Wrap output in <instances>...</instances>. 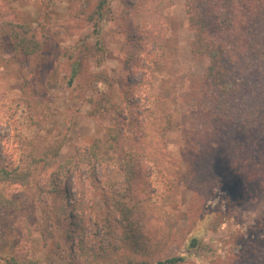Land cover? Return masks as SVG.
<instances>
[{
	"label": "rangeland",
	"instance_id": "obj_1",
	"mask_svg": "<svg viewBox=\"0 0 264 264\" xmlns=\"http://www.w3.org/2000/svg\"><path fill=\"white\" fill-rule=\"evenodd\" d=\"M99 1L0 0L3 164L26 166L56 143L52 173L118 134L94 174L73 160L71 200L47 193L41 168L30 185L6 188L17 208H0L2 254L36 264H264V0H221L215 13L214 0H193L206 36L223 39L222 67L240 85L230 99L207 80L209 57L194 53L200 26L187 0H111L101 16ZM123 205L134 211L126 223Z\"/></svg>",
	"mask_w": 264,
	"mask_h": 264
},
{
	"label": "trees",
	"instance_id": "obj_2",
	"mask_svg": "<svg viewBox=\"0 0 264 264\" xmlns=\"http://www.w3.org/2000/svg\"><path fill=\"white\" fill-rule=\"evenodd\" d=\"M111 0H100L97 6V14L101 16V11H103L108 3ZM221 0H214L213 5L211 6V12L215 13L218 11L219 3ZM188 3V19L189 23L192 27H197L198 25L200 26V31L196 28V41H195V46H194V53L196 54H202V55H207L209 57V62L210 65L208 67L207 71V80L211 81L212 84L215 86L214 89L217 91H220L221 94L225 96V99H230L233 94H235L239 88V84H236L234 81V75L230 74L228 70L222 67L221 62H223V58L227 57L226 51H224V46H222L220 43H223V39L219 38L218 35L214 36L213 32L210 33V35H213V39H209L206 36V31L204 30L203 24H202V15L200 14L199 11V3L197 1L193 0H187ZM230 4V3H229ZM127 12L129 9H132V6L129 4L127 5ZM199 8V9H198ZM248 8V9H247ZM244 12L245 14H252L256 12V7H253L252 9L249 8V5L244 6ZM194 13L191 14V11ZM228 12V11H227ZM237 11H234L233 14H235ZM130 13V12H128ZM228 14V13H225ZM233 18V17H231ZM130 25L133 28H136L133 20L130 19ZM2 24V23H0ZM4 25V24H2ZM11 29L8 31L11 33V31H15L18 28L16 25H10L8 24ZM217 26V24L214 25V27ZM1 27V25H0ZM213 28V27H212ZM229 27H220L219 33L224 35L226 34L225 32ZM2 29V28H1ZM22 29V28H21ZM7 32V33H8ZM209 34V33H208ZM218 38L217 43L215 40ZM129 41L137 45V41H139V37L137 35H132L130 38H128ZM152 44H154L156 51L158 53V60L156 61L157 64H162L163 61V56H164V47H163V42L159 41L157 42L156 40L153 42L151 41ZM18 47L23 48V50H26L27 48L24 47L23 41L17 44ZM33 53V51H28L27 54ZM107 81V79H105ZM127 84V82L125 83ZM135 84L134 82L129 83L128 82V88H130V85ZM235 85L237 88H235ZM219 105V104H218ZM224 105V104H223ZM226 105H224V110L226 109ZM118 135V134H117ZM117 135H113L111 139L109 140L110 142L106 144H100L99 142L94 143L92 146L87 147L86 149H77L76 153L74 155L73 160H78L77 165L79 164H87L90 166V173L94 174L93 171V166L94 164L101 165L103 163H107L112 159L111 152L112 150H115L118 146L117 141ZM1 147V146H0ZM60 152V145L54 143L51 145L44 154L38 158V159H32L30 163H28L26 166L23 167H10L6 166L3 164L1 161L0 157V208L3 210H15L17 208L16 203L10 199L9 195L6 193V188L13 186V185H22V186H28L31 183V179L35 176L36 172L38 171V168H41V172L45 174H48V178L44 180L50 190L47 191L48 194L54 193L58 195L61 199H67L71 200V193H70V187L67 186L65 175L66 173L70 172V166L73 164V160L68 161L65 164L59 165V170L54 171L52 173H49L48 170L52 168L55 164H57V158L59 156ZM131 158V156L129 157ZM125 164V171L124 173L126 174L127 179L133 176V163L131 159H128L124 162ZM68 166V167H67ZM74 166V165H73ZM75 167V166H74ZM120 174V173H119ZM65 180V181H64ZM123 220L126 223L131 219L134 215V211L131 209H128L123 205ZM129 225V224H128ZM72 236V233H70V237ZM195 241L193 240L192 246H195ZM7 242L4 244V246L0 245V260H5L6 264H36L33 261L22 259L18 260L14 257L9 256H4L2 254V248L7 247ZM184 257H176V258H169L164 261H158L155 262L154 264H179L184 261ZM73 264V262H72ZM128 264H148V263H128Z\"/></svg>",
	"mask_w": 264,
	"mask_h": 264
}]
</instances>
